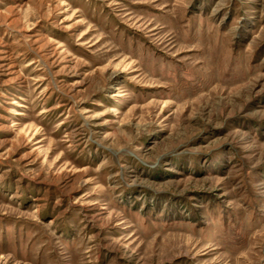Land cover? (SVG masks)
<instances>
[{"label":"rangeland","instance_id":"374dc122","mask_svg":"<svg viewBox=\"0 0 264 264\" xmlns=\"http://www.w3.org/2000/svg\"><path fill=\"white\" fill-rule=\"evenodd\" d=\"M0 264H264V0H0Z\"/></svg>","mask_w":264,"mask_h":264}]
</instances>
